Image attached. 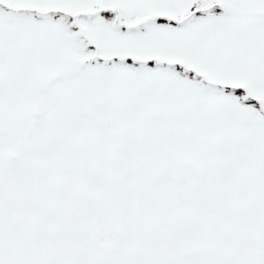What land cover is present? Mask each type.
I'll return each instance as SVG.
<instances>
[{
  "label": "snow or ice",
  "instance_id": "snow-or-ice-1",
  "mask_svg": "<svg viewBox=\"0 0 264 264\" xmlns=\"http://www.w3.org/2000/svg\"><path fill=\"white\" fill-rule=\"evenodd\" d=\"M0 264H264V0H0Z\"/></svg>",
  "mask_w": 264,
  "mask_h": 264
}]
</instances>
